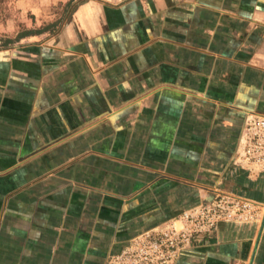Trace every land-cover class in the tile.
<instances>
[{"label":"crops","instance_id":"obj_1","mask_svg":"<svg viewBox=\"0 0 264 264\" xmlns=\"http://www.w3.org/2000/svg\"><path fill=\"white\" fill-rule=\"evenodd\" d=\"M67 1V0H60ZM264 116V0H87L56 39L0 52V264H106L217 193ZM261 224H219L175 264H262Z\"/></svg>","mask_w":264,"mask_h":264},{"label":"built area","instance_id":"obj_2","mask_svg":"<svg viewBox=\"0 0 264 264\" xmlns=\"http://www.w3.org/2000/svg\"><path fill=\"white\" fill-rule=\"evenodd\" d=\"M233 164L259 175L264 183V116L244 119ZM264 204L235 193H217L209 202L184 211L160 229L133 236L106 264H175L181 252L219 224H261Z\"/></svg>","mask_w":264,"mask_h":264},{"label":"rangeland","instance_id":"obj_3","mask_svg":"<svg viewBox=\"0 0 264 264\" xmlns=\"http://www.w3.org/2000/svg\"><path fill=\"white\" fill-rule=\"evenodd\" d=\"M66 2L60 0H7L2 8L4 19H0V40L6 37L14 38L25 30H37L48 24L56 23V26L50 27L46 33L41 35L24 38L4 51L15 50L16 47L25 46L28 42L42 43L49 39H56L70 17V14L64 13ZM262 261L264 264V257H262Z\"/></svg>","mask_w":264,"mask_h":264},{"label":"trees","instance_id":"obj_4","mask_svg":"<svg viewBox=\"0 0 264 264\" xmlns=\"http://www.w3.org/2000/svg\"><path fill=\"white\" fill-rule=\"evenodd\" d=\"M87 0H68L65 4H64V13L65 14H70V17L68 18L67 23L70 21L71 15L73 14L74 10L76 9V7L84 2H86ZM5 3H7V0H0V19H4V14L2 11L3 6L5 5ZM56 26L55 24H48L40 29L37 30H25L21 33H19L16 37L14 38H2V40H0L1 44H0V51H4V50H8L10 49V47L14 44L19 42L20 40L24 39V38H28V37H32V36H37V35H41L43 33H46L47 30H49L50 27Z\"/></svg>","mask_w":264,"mask_h":264}]
</instances>
